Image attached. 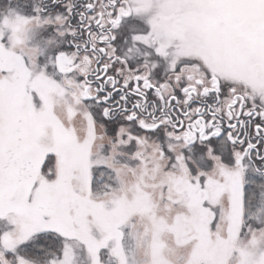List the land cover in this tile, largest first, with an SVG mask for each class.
<instances>
[{
    "label": "snow or ice",
    "instance_id": "snow-or-ice-1",
    "mask_svg": "<svg viewBox=\"0 0 264 264\" xmlns=\"http://www.w3.org/2000/svg\"><path fill=\"white\" fill-rule=\"evenodd\" d=\"M0 264H264V0H0Z\"/></svg>",
    "mask_w": 264,
    "mask_h": 264
}]
</instances>
